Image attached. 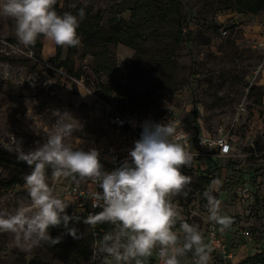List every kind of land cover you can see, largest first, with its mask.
Here are the masks:
<instances>
[{"label": "rangeland", "instance_id": "1", "mask_svg": "<svg viewBox=\"0 0 264 264\" xmlns=\"http://www.w3.org/2000/svg\"><path fill=\"white\" fill-rule=\"evenodd\" d=\"M135 1L57 0L54 7L58 14H73L78 6L91 9L101 15L102 33L108 36L111 19L128 22ZM180 1V27L167 28L161 37L149 36L138 51L121 44L108 46L116 71L99 75L93 71L94 58L83 55L82 45L69 65L61 66L68 47H63L60 59L56 58V45L43 38L24 48L16 38L14 21L0 17V140L7 143L16 138L25 152L33 151L46 142L45 132L56 121L53 111L69 112L77 127L67 142L84 150L97 149L105 170L111 147L133 145L130 133L110 127L111 113L124 109L146 119L173 112L197 135L222 131L234 139L231 156L197 159L194 171L208 167L200 174L182 170L191 177L184 189L187 195L182 192L171 199L181 219L196 225L205 237L215 223L207 220L203 192L210 184L201 177L218 179L219 191L214 195L221 201V213L232 221L226 229L230 244L237 251L247 245L228 264H240L253 253H264V48L259 45L264 41V12L226 11L219 0ZM84 23L83 19L78 28L92 24ZM224 30L228 32L225 36ZM39 42L42 50L37 49ZM31 171L15 151L0 144V212H13L21 203L30 202L24 180L8 190L1 183ZM47 171L54 193L69 204L65 211L74 217L70 221L77 230L74 242L83 244L86 257L78 258L71 249L46 243L26 250L17 245L13 234L0 233V264H105L97 247L99 239L84 222L93 185L70 175L53 178L51 169ZM252 183L251 196L237 200L233 189ZM71 186H78L83 194L70 197L67 189ZM107 228L110 226L105 224L104 233ZM244 231L250 236H243ZM145 264H152L151 260Z\"/></svg>", "mask_w": 264, "mask_h": 264}, {"label": "clouds", "instance_id": "2", "mask_svg": "<svg viewBox=\"0 0 264 264\" xmlns=\"http://www.w3.org/2000/svg\"><path fill=\"white\" fill-rule=\"evenodd\" d=\"M56 3L57 0H0V17L14 21L16 38L24 48L34 46L41 38L61 47L80 45L77 29L85 9L80 8L77 14H58ZM53 116L56 121L45 132L46 142L33 151L25 152L16 138L7 143L0 140L32 168L23 177L30 202L21 203L13 212H0V233L13 234L17 245L26 250L42 243H59L49 229L61 224L76 236V229L68 228L74 219L65 211L69 204L54 193L49 183L47 170L51 169L53 178L78 176L94 186L88 197L92 206L102 211L88 215L84 222L90 228L98 224L110 226L97 242L105 264H145L152 257L158 264H182L189 253L192 264H210V245L196 225L181 219L171 199L182 192L187 195L184 189L191 177L182 172V167L192 161L174 122H145L129 158L115 170L106 171L97 149L84 150L67 142L77 127L72 115L54 110ZM34 128L40 130L36 123ZM219 185L218 179L213 180L203 196L207 220L223 231L232 221L221 213V201L214 195ZM97 186L102 191H97Z\"/></svg>", "mask_w": 264, "mask_h": 264}, {"label": "trees", "instance_id": "3", "mask_svg": "<svg viewBox=\"0 0 264 264\" xmlns=\"http://www.w3.org/2000/svg\"><path fill=\"white\" fill-rule=\"evenodd\" d=\"M219 2L224 6L226 11L235 10L250 15H258L264 12V0H219ZM182 4L180 0H136L130 11L131 17L128 22L120 18L111 19L110 22L113 28L108 36L102 33L100 25L102 20L101 15L93 14L91 9L84 8L86 13L83 18L84 24L90 21L92 24L86 27L82 24L77 31L81 39L80 45L83 46V55H91L94 58L93 71L95 74L99 75L100 73H113L116 71V62L109 53L108 46L121 44L138 51L140 50L139 46L148 43L149 36L161 37L168 31L167 28L173 29L177 25L180 27L179 18L182 16ZM80 8L82 7H76L73 14H77ZM179 27L177 28V34L180 35L182 34V30ZM78 46L68 47L67 59L61 63V66L64 65L67 67L69 65L68 63L72 60V55L76 52ZM42 47V43L39 42L37 44V49L42 50ZM62 50L63 47L56 45L57 59H60ZM261 103V100H259V104ZM120 112L124 113L127 111L123 109ZM196 114L197 107L194 106L193 115L196 116ZM183 172H186V170L183 169ZM22 176V173H20L15 178L1 183L2 187L5 190L12 189L14 186L23 182ZM201 180L208 184H211L213 181L203 176ZM257 203H259V201H257ZM68 228L75 227L69 222ZM108 230L109 228L106 229V231ZM49 232L53 238H59V243L55 245L73 250V254L77 255L78 258L86 257V253L83 251V244L80 246L75 243L74 238L76 236L74 237L69 234L63 224L50 228ZM98 237L101 239L102 234H99ZM241 264H264V254L260 253L248 257L242 261Z\"/></svg>", "mask_w": 264, "mask_h": 264}, {"label": "built area", "instance_id": "4", "mask_svg": "<svg viewBox=\"0 0 264 264\" xmlns=\"http://www.w3.org/2000/svg\"><path fill=\"white\" fill-rule=\"evenodd\" d=\"M227 31L224 30L222 33L224 36L227 35ZM260 47L264 48V41L261 42ZM259 70L256 71L258 74ZM244 111L245 109L242 108ZM108 123L111 128L122 132H128L132 135V140L134 145L128 146L126 148L111 147L108 150V156L106 160V171H113L119 167L125 159L129 158V152L135 146V141L141 138V133L143 131V125L145 122H157V123H168L172 121L177 126L178 133L182 136L183 140L186 141L185 147L186 150L192 155V161L189 166L182 167L186 171H193V162L199 158L204 157H230L233 152V141L234 139L230 136H225L221 133L219 134H206V135H197L196 131L192 128L191 125H186L180 121L173 112H166L160 116L142 118L136 114H130L128 112H114L108 117ZM94 187V186H93ZM94 190V189H93ZM97 191H102L97 186ZM254 192V184H250L249 187L244 189L234 188L233 193L236 195L237 200L242 197L248 198L251 196V193ZM67 193L70 197L76 198L78 195L83 193L79 191L78 186H71L67 189ZM85 204V203H84ZM102 211L100 207H93L92 202L90 204L89 213L96 214ZM220 226L212 225L206 231L205 242L210 245L211 251V261L210 264H228L234 260L236 255L234 249L230 245V239L228 231L225 229L220 230ZM105 229V224H98L93 228V235L99 239V234L103 235ZM179 230V228H176ZM243 236H250L249 231H244ZM100 240V239H99ZM152 264H158V261L155 257L149 258ZM182 264H192L191 253L187 254L182 261Z\"/></svg>", "mask_w": 264, "mask_h": 264}, {"label": "crops", "instance_id": "5", "mask_svg": "<svg viewBox=\"0 0 264 264\" xmlns=\"http://www.w3.org/2000/svg\"><path fill=\"white\" fill-rule=\"evenodd\" d=\"M50 54H52V53L50 52ZM132 141H133V140H132ZM133 145H134V142H133ZM199 159H201V158H199ZM206 167H208V166H205V167L202 166V167H201L202 170L195 169V171H194V170H193V171L195 172V174H197V173L200 174V173H202L203 170L206 169ZM182 170H183V169H182ZM47 173H48V171H47ZM186 173H191V172L186 171ZM259 203H260V202H259ZM204 235H205V237H206V232H205ZM205 237H204V240H205ZM230 245H231V244H230ZM246 246H247V245H246ZM246 246H245V245H242V246L238 249V251H239V250H240V251H243V249H245ZM231 247H232V245H231ZM232 248H233V247H232ZM233 249H234V251H235V253H236V255H235V257H234V261H236V259L238 258V256H237L238 251L235 250V248H233ZM260 253H262V252H260ZM260 253H253V254H251V255L248 256V257H252V256H254V255H256V254H260ZM263 254H264V253H263ZM248 257H246V258H248ZM246 258H245V259H246ZM245 259H244V260H245ZM244 260H242V261H244ZM239 261H240V260H239ZM239 261H238V262H239ZM242 261H241V263H242ZM238 262H237V263H238ZM241 263H240V264H241Z\"/></svg>", "mask_w": 264, "mask_h": 264}]
</instances>
